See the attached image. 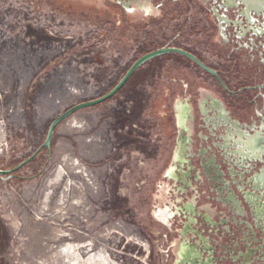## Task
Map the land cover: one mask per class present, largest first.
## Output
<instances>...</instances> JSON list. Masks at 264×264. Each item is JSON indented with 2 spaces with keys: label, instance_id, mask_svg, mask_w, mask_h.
<instances>
[{
  "label": "water",
  "instance_id": "95a60500",
  "mask_svg": "<svg viewBox=\"0 0 264 264\" xmlns=\"http://www.w3.org/2000/svg\"><path fill=\"white\" fill-rule=\"evenodd\" d=\"M63 1L97 29L190 3L217 31L216 47L233 54L223 48L232 33L224 15L236 17L219 0ZM189 59L218 78L193 54L163 47L137 60L106 95L55 119L45 143L15 168L6 169L9 155L0 153V264L201 263L203 245L192 232L183 235L184 217L171 228L178 202L189 213L196 205L209 207L218 218L216 200L203 197L197 177L204 159L194 161L196 177L187 174L190 147L203 148L201 119L191 144L187 84L195 85L198 96L200 86L217 89V83ZM203 92L212 123L233 119L246 125L220 105L214 90ZM241 137L237 142L251 150L252 138ZM216 171L209 170L214 182ZM237 194L233 189L227 204L238 205ZM196 209L201 217L203 208ZM157 219L171 221L166 227Z\"/></svg>",
  "mask_w": 264,
  "mask_h": 264
},
{
  "label": "rangeland",
  "instance_id": "374dc122",
  "mask_svg": "<svg viewBox=\"0 0 264 264\" xmlns=\"http://www.w3.org/2000/svg\"><path fill=\"white\" fill-rule=\"evenodd\" d=\"M216 38L190 3L97 29L63 0H0V153L9 155L6 169L37 152L55 119L106 95L150 52L177 47L221 68Z\"/></svg>",
  "mask_w": 264,
  "mask_h": 264
},
{
  "label": "flooded vegetation",
  "instance_id": "af4514ba",
  "mask_svg": "<svg viewBox=\"0 0 264 264\" xmlns=\"http://www.w3.org/2000/svg\"><path fill=\"white\" fill-rule=\"evenodd\" d=\"M219 1L225 6L227 14H234L236 17L235 21L231 19L232 15H224L227 30H232V33H226L224 39L229 42L224 40L223 48L231 47L233 54L227 58V53L222 52V66L218 68L209 63L208 59L190 51L189 53L218 73L216 78L189 59L217 83V89H212L209 84L202 85L197 96L195 85L187 84V91L190 93L187 100L191 109V144L195 121L203 120L201 135L199 134L203 148L195 150L194 146L190 147V171L187 174L192 176L194 172L193 177H196V172L192 170L196 167L194 161L202 162L204 159V163L196 169L199 172L197 177L203 197L206 200H216L215 211L218 218L211 217L212 211L209 207L196 205L204 210L201 217H198L196 206L189 213L178 202L174 209L169 207L175 214L171 219L174 221L171 228L175 226L178 217H184L183 223L186 227L181 229L183 235L192 232L190 236H194L195 242L203 245L200 264H264V24H258V19L264 18V3L261 0ZM230 37H234V40ZM207 90H214L220 99V105L232 115L236 113L239 119L246 120V125H239L233 119H224V123H212L203 100V91ZM248 127H252L253 132H248ZM241 136L252 138L254 143L251 150L243 149L237 142L242 140ZM214 166L218 176L215 182L209 173ZM233 189L240 196L238 205L227 204L226 201ZM206 205L208 204L203 206ZM191 217L195 222L189 228ZM170 221L159 222L167 227ZM199 225L202 227L196 228ZM194 245L191 246L196 249ZM185 264L190 263L187 261Z\"/></svg>",
  "mask_w": 264,
  "mask_h": 264
},
{
  "label": "trees",
  "instance_id": "16d2710c",
  "mask_svg": "<svg viewBox=\"0 0 264 264\" xmlns=\"http://www.w3.org/2000/svg\"><path fill=\"white\" fill-rule=\"evenodd\" d=\"M134 78V77H133ZM132 80V79H131ZM115 87V86H114ZM150 95H151V93H149ZM152 94H154V93H152ZM148 97H149V95H148ZM152 97V96H151ZM147 105H149V108H152L151 106H153V104L152 105H150V103H148V104H146L145 105V107H148Z\"/></svg>",
  "mask_w": 264,
  "mask_h": 264
}]
</instances>
